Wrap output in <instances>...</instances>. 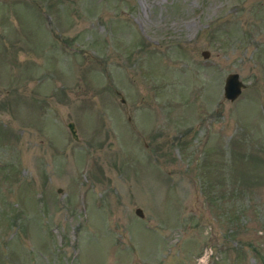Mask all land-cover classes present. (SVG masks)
<instances>
[{"label": "rangeland", "instance_id": "1", "mask_svg": "<svg viewBox=\"0 0 264 264\" xmlns=\"http://www.w3.org/2000/svg\"><path fill=\"white\" fill-rule=\"evenodd\" d=\"M0 264H264V0L0 1Z\"/></svg>", "mask_w": 264, "mask_h": 264}, {"label": "water", "instance_id": "2", "mask_svg": "<svg viewBox=\"0 0 264 264\" xmlns=\"http://www.w3.org/2000/svg\"><path fill=\"white\" fill-rule=\"evenodd\" d=\"M8 1V0H4ZM203 58H208L209 53L207 51L202 52ZM245 88V84L240 80L239 75L237 73H230L226 76L224 80V86H223V96L228 99L229 101H234L242 92V90ZM122 102H124V99H121ZM71 136L73 139L78 140V135L76 131L75 124L73 122H68L66 124ZM60 192L61 190L58 189ZM135 213L143 217V212L140 208H137L135 210Z\"/></svg>", "mask_w": 264, "mask_h": 264}, {"label": "flooded vegetation", "instance_id": "3", "mask_svg": "<svg viewBox=\"0 0 264 264\" xmlns=\"http://www.w3.org/2000/svg\"><path fill=\"white\" fill-rule=\"evenodd\" d=\"M0 1L5 2L4 0H0ZM9 1H15V0H9Z\"/></svg>", "mask_w": 264, "mask_h": 264}]
</instances>
